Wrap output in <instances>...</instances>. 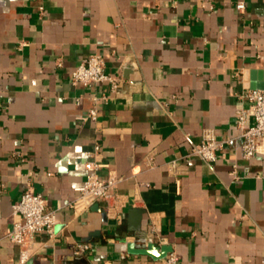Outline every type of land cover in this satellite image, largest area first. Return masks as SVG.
Instances as JSON below:
<instances>
[{"label": "crops", "instance_id": "crops-1", "mask_svg": "<svg viewBox=\"0 0 264 264\" xmlns=\"http://www.w3.org/2000/svg\"><path fill=\"white\" fill-rule=\"evenodd\" d=\"M238 1L0 0V264H20L7 235L28 186L57 225L24 264H264V149L243 157L235 122L264 84V0ZM89 54L117 90L72 82ZM206 128L230 139L212 163L187 156ZM96 144L101 176L123 178L116 211L70 205Z\"/></svg>", "mask_w": 264, "mask_h": 264}, {"label": "built area", "instance_id": "built-area-1", "mask_svg": "<svg viewBox=\"0 0 264 264\" xmlns=\"http://www.w3.org/2000/svg\"><path fill=\"white\" fill-rule=\"evenodd\" d=\"M244 0L236 3L238 10L245 8ZM41 9H43L41 7ZM258 57L262 61L264 69V53ZM61 65V61L58 62ZM72 82H80L84 85L90 83L107 82L112 90L119 87V79L106 70L105 60L100 54H89L73 69L71 73ZM240 97L247 98L249 105L237 110L236 126L242 141L243 157L252 158L264 149V88L244 91ZM97 99V97H95ZM96 108L91 109L90 117L96 118ZM230 142L229 138H218L211 128H206L200 143L194 145L187 156L197 155L207 162L217 159L218 151ZM86 178L84 182L76 187L77 198L70 203L71 206H91L99 199L107 201L109 212L116 211L122 202L120 195L114 192L117 184L123 178L109 171L106 176H101L100 170L105 165L100 157V146L96 144L93 150L85 152ZM148 163H153L151 156ZM13 227L7 237L19 245V263L24 264L30 258V246L33 236L37 232H46L53 236L57 225L55 210L48 205L47 198L34 192L28 186L12 206ZM91 248L87 242H79L75 246V252L85 253ZM96 264H114L111 261H103ZM162 264H187L179 260L175 252L167 254Z\"/></svg>", "mask_w": 264, "mask_h": 264}, {"label": "water", "instance_id": "water-1", "mask_svg": "<svg viewBox=\"0 0 264 264\" xmlns=\"http://www.w3.org/2000/svg\"><path fill=\"white\" fill-rule=\"evenodd\" d=\"M264 88V84L261 86V89H263ZM133 210H135V209H133ZM133 212H139V211H133ZM138 226H139V222H137V224H135V228H138Z\"/></svg>", "mask_w": 264, "mask_h": 264}]
</instances>
